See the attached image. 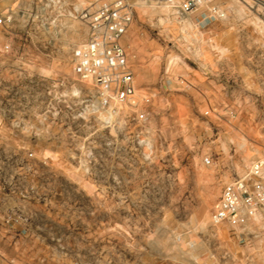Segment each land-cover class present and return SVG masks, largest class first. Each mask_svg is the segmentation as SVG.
<instances>
[{
  "label": "rangeland",
  "instance_id": "1",
  "mask_svg": "<svg viewBox=\"0 0 264 264\" xmlns=\"http://www.w3.org/2000/svg\"><path fill=\"white\" fill-rule=\"evenodd\" d=\"M98 1L0 0V264H264V231L211 218L264 154V0H212L226 17L204 29L131 0L145 119L73 72Z\"/></svg>",
  "mask_w": 264,
  "mask_h": 264
},
{
  "label": "built area",
  "instance_id": "2",
  "mask_svg": "<svg viewBox=\"0 0 264 264\" xmlns=\"http://www.w3.org/2000/svg\"><path fill=\"white\" fill-rule=\"evenodd\" d=\"M171 4L182 17L199 10L197 26L202 29L226 17L225 11L212 0H185L178 5L171 0ZM134 13L131 0H99L92 10L87 9L83 17L88 37L73 50L71 61L73 72L89 81L101 100L130 105L139 109L140 119H145L147 111L143 104L150 100V95L140 93L124 43ZM13 20V7L0 8V36L11 32ZM1 48L4 53L9 52L10 41H4ZM205 160L209 162L208 157ZM211 218L215 225H229L241 231L244 240L264 231V154L224 186Z\"/></svg>",
  "mask_w": 264,
  "mask_h": 264
},
{
  "label": "bare ground",
  "instance_id": "3",
  "mask_svg": "<svg viewBox=\"0 0 264 264\" xmlns=\"http://www.w3.org/2000/svg\"><path fill=\"white\" fill-rule=\"evenodd\" d=\"M158 56H159V55H158ZM156 58H158V57H156ZM169 59H170V58H169ZM169 63H170V65H173V64H181V63L183 64V61L181 60L180 57H178V56L175 55V56H172V57H171ZM184 64H185V63H184ZM170 65H169V66H170Z\"/></svg>",
  "mask_w": 264,
  "mask_h": 264
}]
</instances>
